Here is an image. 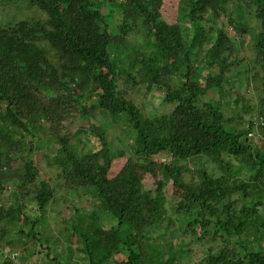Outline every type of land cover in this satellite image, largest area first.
I'll use <instances>...</instances> for the list:
<instances>
[{
  "label": "trees",
  "instance_id": "obj_1",
  "mask_svg": "<svg viewBox=\"0 0 264 264\" xmlns=\"http://www.w3.org/2000/svg\"><path fill=\"white\" fill-rule=\"evenodd\" d=\"M2 5L32 13L0 18V249L18 248L0 264H29L37 245L47 264H191L203 241L201 264H264V146L251 137H264V0ZM238 78L251 87L234 91ZM98 110L130 138L122 148L91 122ZM80 119L98 149L73 140ZM116 153L129 157L111 174ZM42 160L60 169L56 186ZM57 188L72 213L57 231L76 244L63 253L42 236Z\"/></svg>",
  "mask_w": 264,
  "mask_h": 264
},
{
  "label": "rangeland",
  "instance_id": "obj_2",
  "mask_svg": "<svg viewBox=\"0 0 264 264\" xmlns=\"http://www.w3.org/2000/svg\"><path fill=\"white\" fill-rule=\"evenodd\" d=\"M169 6H170V4H169ZM169 6H168V2H165V4H164L165 12L173 14V11ZM23 10L25 11L26 14L32 13L31 10L25 9L24 7L18 8V7L13 6V5H2L0 7V18L3 20H7L11 16H14L17 13H21V11H23ZM104 11H107L106 7L104 8ZM252 23L254 25H259V21L256 17H252ZM220 24H226L225 28L227 29L230 36H237L235 31L231 28V26L226 23L225 17H222ZM249 38H250L249 36L246 37L247 41H249ZM120 79H122V78L120 77ZM236 81L239 83H238V87L235 88L234 91H244V89L247 90L248 89L247 87L250 88L252 85L251 83H248V82L241 83L239 78L235 79L232 82H236ZM120 84H122L121 81H120ZM253 101H254L253 103L257 102L255 95L253 96ZM161 103H162V93H160V91H158V90H155L148 97L147 106H146L145 111L148 113V115H152V114H154L155 111H157V108L159 106H161ZM112 118L117 119L113 115L110 116L109 114L105 113L104 110H98L94 114H92V117H91L92 121L91 122L104 124L105 126L108 127V138L116 146L115 149L118 150V149L122 148V146L125 142L130 141V138L127 137L126 135H121V132H119L120 130L118 129V128H120L121 124L117 125V123H115L112 120ZM83 126L88 127L89 122L87 120L80 119L77 122L70 125L71 129L76 132L73 140L81 141L82 143L87 144L92 149H98L100 147L99 142L96 140V138L91 133L87 134L86 130L83 129ZM251 137L260 146H262V147L264 146V137L260 133L259 130H256V132L253 133V135ZM128 157H129L128 153H125L122 156H120V155L118 156L116 153L114 163H113V166L111 169V174L116 173L119 170V168L122 166L123 162ZM40 166H41L42 178L47 180V181H50L51 184L56 186L57 183L60 181V178L58 177V173H59L60 169L58 167H55V166H53V167L49 166L45 160H42L40 162ZM191 167H193L194 171H197L198 167L194 163H191ZM149 176L151 177L153 184L155 181H161L162 180L161 173H159L156 169H152ZM147 186L152 187L153 185H152V183H149V184H147ZM63 192H64V189L57 188L56 196H55L56 200H54V202L52 204L53 209H50V211L47 213V221L44 224L45 229L43 230L44 234H42V236H45L46 234L50 235V232H53L54 235L59 238V240H57L56 242L53 243L54 247L59 249L62 253H63L65 246L67 244L76 245L74 241H72L70 243L65 241L64 237L60 235L59 230L57 231V228H59L65 224V221H63V220H66L70 216V214H72L70 212V209L68 208V206H66L65 202L62 201ZM166 193H167L168 198H173L172 195H174L175 193H178V190H176V189L173 190V188L169 185V187H167ZM72 196H75V195L72 194ZM74 198H76V197H74ZM88 198H89V195L83 193L82 196L80 197V199L76 198V200H80L82 202V204H84V206L89 209L90 208V201ZM0 202L4 203L5 205H10L11 204L10 192L5 191L3 193H0ZM168 206L170 207L171 204L168 203ZM59 209L61 210L60 213L58 212ZM94 213L95 212H93V215H94ZM31 215L34 216L35 214L33 213ZM208 245L209 244H207L205 241H203L201 243H194L192 245L194 248L195 254L193 255L194 260H192L191 264H201L200 262L204 256V250L207 249ZM37 248H38L37 250H39L40 252L36 253L34 256L29 258V264H47V261H48V259L46 258L47 252L43 251V249L40 247V245H37ZM10 249H12V250L17 249L18 250V248L16 246L14 248L7 247L5 249V251H2L3 249H0V260L2 259L1 256L3 255V252L10 253L11 252ZM54 253H55V251H51V254H54ZM79 254L80 253L77 252L75 259H78ZM119 258L120 257H118L117 259H119Z\"/></svg>",
  "mask_w": 264,
  "mask_h": 264
},
{
  "label": "built area",
  "instance_id": "obj_3",
  "mask_svg": "<svg viewBox=\"0 0 264 264\" xmlns=\"http://www.w3.org/2000/svg\"><path fill=\"white\" fill-rule=\"evenodd\" d=\"M9 255L11 256V258L16 259V252H10Z\"/></svg>",
  "mask_w": 264,
  "mask_h": 264
}]
</instances>
